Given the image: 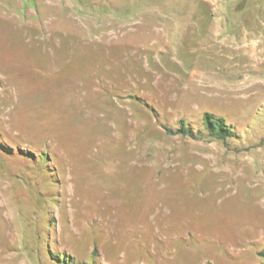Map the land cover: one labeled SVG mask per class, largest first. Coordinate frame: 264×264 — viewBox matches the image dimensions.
<instances>
[{
	"label": "rangeland",
	"instance_id": "1",
	"mask_svg": "<svg viewBox=\"0 0 264 264\" xmlns=\"http://www.w3.org/2000/svg\"><path fill=\"white\" fill-rule=\"evenodd\" d=\"M262 253L264 0H0V264Z\"/></svg>",
	"mask_w": 264,
	"mask_h": 264
},
{
	"label": "trees",
	"instance_id": "2",
	"mask_svg": "<svg viewBox=\"0 0 264 264\" xmlns=\"http://www.w3.org/2000/svg\"><path fill=\"white\" fill-rule=\"evenodd\" d=\"M203 123L208 133L218 138L225 139L228 136H232L235 134L233 125L228 124L225 117L222 115H218L209 111L204 112ZM176 132L182 133L184 135L194 136L192 129H190L185 124L184 119L180 120L179 127L177 128Z\"/></svg>",
	"mask_w": 264,
	"mask_h": 264
}]
</instances>
